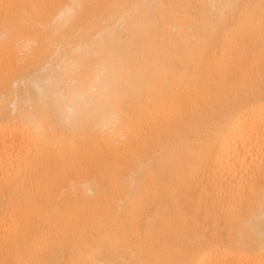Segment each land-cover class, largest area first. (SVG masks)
Masks as SVG:
<instances>
[{
    "label": "bare ground",
    "instance_id": "6f19581e",
    "mask_svg": "<svg viewBox=\"0 0 264 264\" xmlns=\"http://www.w3.org/2000/svg\"><path fill=\"white\" fill-rule=\"evenodd\" d=\"M0 264H264V0H0Z\"/></svg>",
    "mask_w": 264,
    "mask_h": 264
}]
</instances>
